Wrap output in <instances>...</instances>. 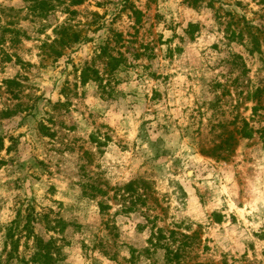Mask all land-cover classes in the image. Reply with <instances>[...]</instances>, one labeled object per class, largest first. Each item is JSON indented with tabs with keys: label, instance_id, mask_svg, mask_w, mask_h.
<instances>
[{
	"label": "rangeland",
	"instance_id": "374dc122",
	"mask_svg": "<svg viewBox=\"0 0 264 264\" xmlns=\"http://www.w3.org/2000/svg\"><path fill=\"white\" fill-rule=\"evenodd\" d=\"M1 6V263L264 264V0Z\"/></svg>",
	"mask_w": 264,
	"mask_h": 264
},
{
	"label": "trees",
	"instance_id": "16d2710c",
	"mask_svg": "<svg viewBox=\"0 0 264 264\" xmlns=\"http://www.w3.org/2000/svg\"><path fill=\"white\" fill-rule=\"evenodd\" d=\"M24 1L27 2L29 10L37 12L38 15L41 17H46L48 16L49 13L59 8L61 5H66V7L63 8L64 10H66L65 11L66 13H71V12L73 13L74 11L70 10V6L82 4L85 0H24ZM0 8L7 9L8 11H12V12L16 11L15 8L13 7L1 6ZM10 16L12 17L11 22H10L12 26L15 23L14 17H16V15L13 13ZM0 20H1V15H0ZM11 26L4 28V31H10V33H13L15 35L14 41H16L18 39V36L20 35L19 34L20 32L19 30ZM63 27L64 26L62 25L59 30L63 29ZM75 37H77L78 39L77 35H75ZM4 40H5L4 36L3 34H1L0 44L3 43ZM111 60L112 62L119 61L117 58H112ZM117 65L118 64H116V66L114 67H117ZM241 133L243 134L244 138H248V139L251 138L254 134V130L253 128H250L249 122L247 120H244V125L241 128ZM2 147H4V139L0 137V148ZM31 224H32L31 218L28 217L27 222L23 226L24 231L30 230V232L26 234L27 238H30V236L33 233L31 230ZM17 228H19V226H17L14 222L8 228L5 234V251L7 253V261L4 263L0 262V264H12L13 260H16L17 264H33L34 261L43 262L44 264H50L52 255L49 253L48 250L51 248L50 245L52 242H48V244L42 247L41 244H43L44 241L40 240L39 238L38 239L36 238L37 240L36 245H35L36 249H35L34 254L31 256V259L26 260L24 257L20 256L18 243L21 237H17V238L15 237ZM19 231H22V230H19ZM9 245H12L10 250H8Z\"/></svg>",
	"mask_w": 264,
	"mask_h": 264
}]
</instances>
